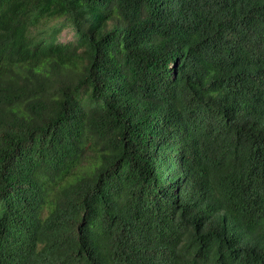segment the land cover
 Wrapping results in <instances>:
<instances>
[{
  "label": "trees",
  "instance_id": "trees-1",
  "mask_svg": "<svg viewBox=\"0 0 264 264\" xmlns=\"http://www.w3.org/2000/svg\"><path fill=\"white\" fill-rule=\"evenodd\" d=\"M0 264H264V0H0Z\"/></svg>",
  "mask_w": 264,
  "mask_h": 264
}]
</instances>
